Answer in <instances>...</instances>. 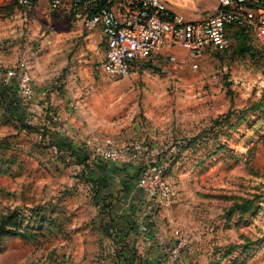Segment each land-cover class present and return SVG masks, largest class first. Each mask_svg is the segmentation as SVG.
Returning <instances> with one entry per match:
<instances>
[{"label":"rangeland","instance_id":"1","mask_svg":"<svg viewBox=\"0 0 264 264\" xmlns=\"http://www.w3.org/2000/svg\"><path fill=\"white\" fill-rule=\"evenodd\" d=\"M166 2L199 18L215 0ZM239 28L229 30V47L195 62L178 49L180 65L164 56L113 77L103 69L102 37L94 45L66 11L44 1L0 5V66L25 57L35 89L22 98L31 126L0 101V224L15 214L21 225L7 227L18 233L1 240L0 264H112L89 143L102 137L141 152L116 163L137 167L130 189L148 208L128 213L138 223L125 248L132 264H264V43L251 34L242 43ZM54 80L65 85L55 94L65 95L64 108L52 102ZM65 139L88 154H72ZM144 168L152 194L137 185Z\"/></svg>","mask_w":264,"mask_h":264},{"label":"built area","instance_id":"2","mask_svg":"<svg viewBox=\"0 0 264 264\" xmlns=\"http://www.w3.org/2000/svg\"><path fill=\"white\" fill-rule=\"evenodd\" d=\"M40 1L52 10H64L81 19L88 31L100 30L106 46L103 69L113 77L128 76L157 57L165 56L175 66L180 65L183 60L178 49L187 51L194 62L208 51L225 50L233 26L244 27L264 43V0H217L215 11L199 18L186 17L166 0H0V5L14 2L36 6ZM0 69L6 84L16 82L21 98H33V76L25 57L14 66ZM43 94L48 93L44 90ZM49 114L56 119L51 109ZM89 143L94 146V160L106 163L128 164L141 155L138 148L117 146L110 137L94 138ZM152 169L155 182L161 181V165L155 163ZM145 170H141L137 185L152 194L154 183Z\"/></svg>","mask_w":264,"mask_h":264},{"label":"crops","instance_id":"3","mask_svg":"<svg viewBox=\"0 0 264 264\" xmlns=\"http://www.w3.org/2000/svg\"><path fill=\"white\" fill-rule=\"evenodd\" d=\"M216 1L217 0H215V3H213L214 11L216 8ZM72 19L75 20L78 26L80 27V30H79L81 31L80 33H85V36L87 38H91V41L94 45L98 43L101 37L105 44L104 37L102 36L99 30L88 31L85 28H83L84 25L81 19H78L75 17H72ZM105 49H106V46L104 45V52H105ZM104 57H105V54H104ZM159 61H164V60L161 57H157L149 63L159 62ZM45 71H47L45 73L52 72V70L49 67L45 68ZM50 86L49 87L51 88V94L53 95L51 96L52 102H54L55 104L62 103L61 106L64 108L65 103L67 101V99H65V95L56 96L55 94L60 93L63 86L65 85H61L57 83L56 80H54L50 82ZM65 140H67L66 147L69 150L70 149L74 150V154L78 153L77 154L78 156H82L84 153L88 154V152H84L85 149H82L83 147L82 144L80 145L78 143H73L71 140H68V139H65ZM87 154H86V157H87ZM136 170H137V167L134 165L130 167L128 166L118 167L117 164L106 163L100 160L94 161V194H106V193L109 194L110 195L109 198H111V201H112L111 210L113 213H115V216L117 217L120 216L122 218H125V217H128V213H130L131 210H134V212L137 213L139 210H142L143 208L145 209V207L147 208L146 204H144L143 194H141L139 190L136 193H134L132 189H130L131 186L135 185L133 177L134 176L136 177L135 175L137 172ZM99 206L100 205L98 204V207ZM101 214H102L101 220L104 221L105 219H107L106 212L102 211ZM148 237L155 239L153 234L148 235ZM0 240H1V237H0Z\"/></svg>","mask_w":264,"mask_h":264},{"label":"trees","instance_id":"4","mask_svg":"<svg viewBox=\"0 0 264 264\" xmlns=\"http://www.w3.org/2000/svg\"><path fill=\"white\" fill-rule=\"evenodd\" d=\"M239 30L236 32L237 38L241 39L242 43L246 42V38L248 37L249 32L245 31L244 27L239 26ZM248 50L249 48H245ZM245 53V52H244ZM247 53V52H246ZM0 73L2 74V69H0ZM4 98V99H3ZM4 100V101H3ZM0 101L3 104H10V116L12 115L15 116V118L19 121L24 126H31L28 124H24V119H25V111L28 108V106L23 102L19 92H18V87L16 85V82L13 81L12 83L6 84L3 79L2 75L0 76ZM258 105V104H257ZM255 106V108H258L259 106ZM195 138L190 139L188 143L185 145L181 143L179 145V151L183 149V147H189L191 145L195 146L196 142H191L195 141ZM204 139V138H203ZM198 145V144H197ZM74 150H71V153L73 154ZM95 199H97V203L102 206H100V210L103 212H106L107 219L104 220V226H103V231L108 236L109 238L112 239V244L114 245V254H113V260L112 264H132L133 257L134 256H127L128 250H126V246H128L130 243H134L137 238H135L134 234L135 232L138 231V223L136 224L134 221H132L131 218L125 217H117L115 216V213L112 212L111 206H112V201L109 194H98L94 196ZM99 200V202H98ZM132 217V216H131ZM46 218L42 217L39 220H35V223L37 221H44ZM16 227L19 228L21 227L20 224H18V221L15 218V214H10L6 216L5 218L2 219V222L0 224V237L1 239L6 238V233L10 232L12 234L18 233L17 231L14 230H9L7 227ZM27 228V227H26ZM25 229V228H22ZM123 247V251H121L119 248ZM3 251V248L0 247V252ZM122 253L124 255H122ZM110 263V262H109Z\"/></svg>","mask_w":264,"mask_h":264}]
</instances>
